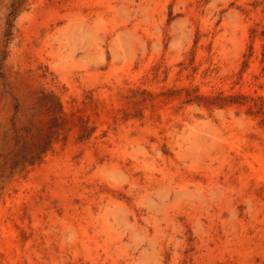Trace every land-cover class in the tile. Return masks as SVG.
I'll list each match as a JSON object with an SVG mask.
<instances>
[{
	"label": "rangeland",
	"instance_id": "rangeland-1",
	"mask_svg": "<svg viewBox=\"0 0 264 264\" xmlns=\"http://www.w3.org/2000/svg\"><path fill=\"white\" fill-rule=\"evenodd\" d=\"M0 264H264V0H0Z\"/></svg>",
	"mask_w": 264,
	"mask_h": 264
}]
</instances>
